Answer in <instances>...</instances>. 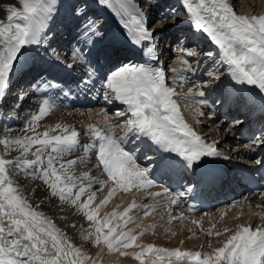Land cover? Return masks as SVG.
Returning a JSON list of instances; mask_svg holds the SVG:
<instances>
[{
    "label": "snow or ice",
    "instance_id": "snow-or-ice-1",
    "mask_svg": "<svg viewBox=\"0 0 264 264\" xmlns=\"http://www.w3.org/2000/svg\"><path fill=\"white\" fill-rule=\"evenodd\" d=\"M120 2L126 3L127 0ZM182 2L196 29L205 33L218 46L221 60L229 67L232 78L240 84L257 86L264 93V15H238L227 0ZM99 3L113 6L112 0H99ZM20 4L22 10L14 6L8 7L6 22L0 21V101L8 91L14 67L28 50L26 46L41 43L43 18L46 13L54 10L55 0H20ZM170 18L161 17L164 21ZM93 23H89L88 30L95 36L98 32L93 29ZM133 23L135 28H130L129 31L135 33V43L152 42L158 30L163 29V26L160 29L149 28L138 18H134ZM92 43L95 44L94 41ZM147 51L149 54L155 51L154 42ZM187 54L189 57L194 55L192 52ZM207 55L212 57L214 54L209 51ZM73 57L87 63L82 49L74 50ZM183 64L186 67L182 71H193L189 60H183ZM178 71L172 70L173 73ZM92 76L93 72L89 71L85 83L90 82ZM215 78L218 79V76ZM182 79L177 81L181 86ZM105 87L114 94L116 100L127 105V113H118L121 116L130 113L126 131L123 136H116L111 128L105 133L90 125L85 134L94 137L97 142L94 145L98 149L97 170H102L119 188L127 191L132 187L143 189L153 186V181L148 179L149 171L141 169L133 155L122 147L129 134L147 138L162 149V153L170 154L160 161L162 167H170L176 162L172 159V153L182 158L181 164L185 168L199 167L203 158L220 155L215 143H206L185 122L174 99L180 97L174 88L168 86L164 69L123 65L105 77ZM108 95L106 92L105 99H108ZM196 95L200 99L193 102L206 104L203 99L204 90L198 91ZM45 114L46 108L41 107L33 117L32 124L25 129L26 133L32 135L0 138V145L4 149L0 154V264H87L85 254L69 241L67 235L48 216L38 210L39 205L33 206L29 198L19 190L20 186L14 182L13 177L20 171H24L26 175L39 176L52 197L62 202L70 201L83 211L87 221H94L96 245L103 244L110 252L132 247L137 240L134 230L116 234V228L109 227L111 220L107 215L102 221L97 220L96 211L90 210L96 193L91 192V184L87 187L83 183L77 186L78 178L71 174V167L78 161L64 160L66 154L79 143L80 134L61 124H56L55 128H50L43 134L37 132V122ZM60 129L61 132L52 134ZM260 143L264 144V139ZM14 146H18L20 155L15 159L6 158L14 150ZM84 176L87 178L88 174L85 173ZM99 182L104 184L107 181ZM77 187L78 190L74 192ZM85 195L87 200L82 201ZM111 195L112 192L109 193ZM184 195V192L175 193L174 197L170 196L169 204L161 207L179 204ZM101 203H106V200ZM135 206H130L123 215L127 216L131 207ZM149 211L151 209H146L144 214L147 215ZM168 215L170 217V212ZM112 216L115 217L116 213L113 212ZM133 219L129 216L124 221L125 225ZM171 219H183V216ZM104 228H108L107 233H104ZM146 253L156 259H142ZM121 255L128 253L121 252ZM135 258L140 260V264H158V261L173 264V259L193 264H264V227L239 226L222 247L204 254L203 258L199 251L161 249L152 244L136 253Z\"/></svg>",
    "mask_w": 264,
    "mask_h": 264
},
{
    "label": "bare ground",
    "instance_id": "bare-ground-1",
    "mask_svg": "<svg viewBox=\"0 0 264 264\" xmlns=\"http://www.w3.org/2000/svg\"><path fill=\"white\" fill-rule=\"evenodd\" d=\"M143 10L144 23L150 17V23L155 19L158 20L157 27L163 29L156 33L157 41L161 37H167L168 33H175L174 40L176 41L174 51L166 55L164 54V45H159L157 52L162 48L164 54L159 59V65L173 60L180 62L183 69L186 67L183 60H189L191 67L197 64L195 58L183 54L186 47L189 45L194 47L192 51L196 52L198 45L192 39L195 38V33L198 32L192 20L188 17L182 0H135ZM234 1L227 0L229 5L233 7L236 14L243 16H252L259 12V9L264 11V0H258L254 8L236 10ZM241 2V1H240ZM17 7L22 10L20 0H0V21L6 22L7 8ZM93 7V8H92ZM90 8V9H89ZM74 9H77L74 11ZM74 16V17H73ZM163 16L171 17L164 21ZM71 19L69 25H65ZM118 22L115 19L110 20L103 15L100 5L93 0H55L54 10L51 13H46L43 18V28L41 33V43L36 45L26 46L28 50L20 58L18 65L14 67V74L11 76V81L15 84L23 72H26L22 80V86L18 94L7 91L0 105V138L10 137L17 138L24 135H32L26 133L25 129L32 124V119L37 115L41 107L46 108V114L37 122L36 131L43 134L50 128H55L56 124L67 126L69 130L75 129L80 135L79 143L72 151L64 157V160H77L78 162L71 167V174L77 177V186L83 183L85 187L91 184V192H95V198L90 205V210L97 213V220H103L107 215L111 220L109 227L116 228V234L124 231L134 230L133 234L137 236L136 242L132 247L124 249L120 248L116 251H109L108 248L101 244V248L93 255L90 251L94 246L91 244L95 241V222H89L86 219L83 211L71 204L70 201H60L56 197H52L49 189L43 184L39 176L26 175L24 171H20L14 175V182L19 184L20 191L29 198L33 206L39 205L38 210L48 216L63 233H65L69 241L85 254V257L91 258L87 264H140V260L135 258V254L141 252L147 245L152 244L157 248L168 249L172 245L181 244L186 249H193L204 254H210L215 248L220 247L222 241H225L229 236L232 228L238 223L245 221L246 218H262L264 223V199H255L249 195H244L232 205H227L228 200L223 203V211L211 214L207 221H203L201 217L184 216L183 219H171L180 217L182 210L175 208L177 205L170 207H156L159 202L155 199L149 200V193L159 187L153 182V186L147 188L132 187L125 191L119 188L115 181L110 180L101 175L97 170V147L94 137L86 135L90 125L95 126L102 132H109L111 128L116 136H123L126 131V121L128 116H121L118 113L125 112L123 108L127 105H122L116 100L114 94L109 95L107 107L97 108L101 101H105V92L101 94L98 100V92L101 89V80L108 75V67L116 68L118 62L124 60L129 65H135V55L132 52L127 53L126 49L119 48L116 36L122 30L127 31L124 24L119 18ZM90 22L93 23V29L98 32L94 36L95 44L92 48H80L81 44H76L74 40L67 39L65 33L75 27L76 33L82 35L88 30ZM196 39V38H195ZM194 39V40H195ZM71 43H75L73 48ZM84 43H86L84 41ZM202 46L203 42H199ZM195 45V46H194ZM211 46V44H210ZM82 49L87 59V63L73 57V51ZM176 52V53H174ZM128 57L124 58V54ZM166 55V56H165ZM179 55V57H177ZM159 57V55L157 56ZM174 57H177L174 59ZM147 64L151 63L153 69L158 68V64H154L147 55L144 60ZM71 65V67H68ZM166 82L168 86L174 88L180 98L176 99L179 110L185 122L204 140H210L222 148H229L231 151L236 150L237 142L245 139L246 134L252 135L257 130V127H248L242 125L241 117L233 112L218 117L211 115L210 108H214L215 95L217 90L210 95L203 97L206 104L193 102L200 98L189 96L190 89L193 87L191 81V72H184L183 69H178L177 73H173L172 69H166ZM36 71H39L36 74ZM92 71L93 76L90 82L85 83L88 79L86 74ZM218 74L219 68H215ZM220 73V72H219ZM21 75V76H20ZM85 77V78H84ZM84 78L83 82L80 80ZM182 84L177 83L181 81ZM214 87L217 81H213ZM31 87L42 89L43 92L35 96V92L30 95L25 93ZM19 91V90H18ZM76 91V104L70 100L71 94ZM200 91V89H198ZM197 91V92H198ZM20 93V94H19ZM206 95V94H205ZM43 98V99H42ZM45 102L47 104L45 105ZM116 105V107H115ZM111 108H110V107ZM116 110H112L115 109ZM200 113H203L201 115ZM98 116L92 123L88 125L89 116ZM118 120L120 121L118 123ZM62 129L56 130L52 134L61 132ZM134 134H129L124 141H127ZM4 151L0 145V154ZM135 159L139 156L140 151L134 153ZM20 155L18 146H14L6 158L15 159ZM148 158L136 163L141 169H149V164H145ZM143 162V164H142ZM31 172V170H28ZM88 177L85 178L84 174ZM149 179V177H148ZM99 181H107L101 184ZM77 189H74L75 192ZM112 195L109 196V193ZM163 196H159L158 199ZM87 200V195L82 197V201ZM106 203H101L105 201ZM166 200V198L164 199ZM257 200V201H256ZM250 203V204H249ZM127 216H124L126 209ZM98 206V207H97ZM157 208V209H152ZM151 209L147 215L145 210ZM116 216L113 217L112 213ZM170 212V217H169ZM131 216L133 221L125 225L124 221ZM162 217L164 218L162 220ZM251 219V220H252ZM104 233H107L108 228H104ZM142 233V234H141ZM219 233V235H218ZM78 245V246H77ZM136 245H140L137 247ZM190 245V246H189ZM121 252H127L128 255H121ZM106 253V254H105ZM113 253V254H110ZM155 257L145 254L142 259L148 260ZM158 264H167V261H158ZM173 264L177 263L173 259Z\"/></svg>",
    "mask_w": 264,
    "mask_h": 264
},
{
    "label": "rangeland",
    "instance_id": "rangeland-1",
    "mask_svg": "<svg viewBox=\"0 0 264 264\" xmlns=\"http://www.w3.org/2000/svg\"><path fill=\"white\" fill-rule=\"evenodd\" d=\"M257 1L258 0H236V1H234V7L236 8V10H239V11L242 9H247V8H251V7L254 8V5L257 3ZM89 117H90L89 121L90 120L91 121L88 123V125L92 123L93 118L95 120L98 116L94 117L93 115H90Z\"/></svg>",
    "mask_w": 264,
    "mask_h": 264
}]
</instances>
